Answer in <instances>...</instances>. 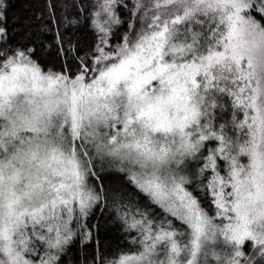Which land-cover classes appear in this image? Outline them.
I'll use <instances>...</instances> for the list:
<instances>
[{
	"label": "snow or ice",
	"instance_id": "obj_1",
	"mask_svg": "<svg viewBox=\"0 0 264 264\" xmlns=\"http://www.w3.org/2000/svg\"><path fill=\"white\" fill-rule=\"evenodd\" d=\"M127 6L0 0V264H264V0Z\"/></svg>",
	"mask_w": 264,
	"mask_h": 264
},
{
	"label": "trees",
	"instance_id": "obj_2",
	"mask_svg": "<svg viewBox=\"0 0 264 264\" xmlns=\"http://www.w3.org/2000/svg\"><path fill=\"white\" fill-rule=\"evenodd\" d=\"M14 7L9 12L10 16H27L31 17V22L36 28H51V32L45 31L43 39L46 43L52 42L57 30L63 31V23L65 17L73 16L81 5H90L93 0H10ZM149 2V0H145ZM135 0H127V15L123 17L125 26L121 29V34L127 28V23L132 20L131 12ZM107 213V212H106ZM105 213V218L107 217ZM99 215V213H97ZM109 216V215H108ZM108 218V217H107ZM114 227L115 224H110ZM120 235L104 231L101 233L104 251H130L135 248L131 243V239L126 237L124 233L119 231ZM126 242V246L123 244ZM128 244L133 248L128 247Z\"/></svg>",
	"mask_w": 264,
	"mask_h": 264
},
{
	"label": "rangeland",
	"instance_id": "obj_3",
	"mask_svg": "<svg viewBox=\"0 0 264 264\" xmlns=\"http://www.w3.org/2000/svg\"><path fill=\"white\" fill-rule=\"evenodd\" d=\"M106 215H107V217H108V215H109V213L107 212L106 213ZM107 217H106V219H107ZM108 232H110V233H114V234H116V235H120V233H119V231H117V226L116 225H114V227H112L110 224L108 225V230H107ZM122 233V232H121ZM127 244H126V242L123 244V246H126ZM128 247H130V248H133V246L132 245H130V244H128ZM110 250H107V252H109ZM117 251H114V252H111V253H116ZM109 259L111 258V256H109L108 257Z\"/></svg>",
	"mask_w": 264,
	"mask_h": 264
}]
</instances>
